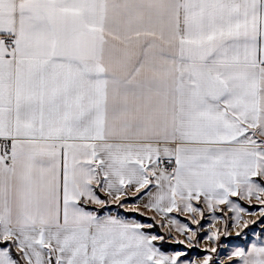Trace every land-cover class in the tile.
Masks as SVG:
<instances>
[{"label": "snow or ice", "instance_id": "6c2138e0", "mask_svg": "<svg viewBox=\"0 0 264 264\" xmlns=\"http://www.w3.org/2000/svg\"><path fill=\"white\" fill-rule=\"evenodd\" d=\"M0 264H264V0H0Z\"/></svg>", "mask_w": 264, "mask_h": 264}, {"label": "rangeland", "instance_id": "374dc122", "mask_svg": "<svg viewBox=\"0 0 264 264\" xmlns=\"http://www.w3.org/2000/svg\"><path fill=\"white\" fill-rule=\"evenodd\" d=\"M253 210H255V209H252V208L249 209V211H253ZM253 230H255V232H260L261 231V227H260L259 221L257 222L256 225H250L249 229H246L245 231L249 232L250 236H251V233H252ZM197 254L202 256L204 253L198 252Z\"/></svg>", "mask_w": 264, "mask_h": 264}]
</instances>
